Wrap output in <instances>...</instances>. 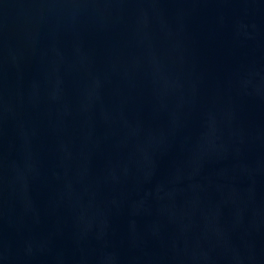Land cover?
I'll return each instance as SVG.
<instances>
[{"label":"water","instance_id":"95a60500","mask_svg":"<svg viewBox=\"0 0 264 264\" xmlns=\"http://www.w3.org/2000/svg\"><path fill=\"white\" fill-rule=\"evenodd\" d=\"M0 264H264V0H0Z\"/></svg>","mask_w":264,"mask_h":264}]
</instances>
